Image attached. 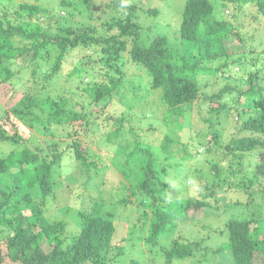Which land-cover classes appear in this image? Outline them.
Here are the masks:
<instances>
[{
    "label": "trees",
    "instance_id": "trees-1",
    "mask_svg": "<svg viewBox=\"0 0 264 264\" xmlns=\"http://www.w3.org/2000/svg\"><path fill=\"white\" fill-rule=\"evenodd\" d=\"M111 5L116 11L125 7V12L117 11L112 15L111 22L106 24L110 33L99 35L90 25L78 29L67 25L76 9L72 1L61 0L55 9L52 5L44 6L40 0H0V83L17 73L14 66L25 53H31L29 64L33 83L38 70L49 66L43 72L42 88L61 74L64 60L75 48L101 53L100 66L103 67L99 68L95 61L86 57L68 72L77 81V91L85 95V99L73 101L75 94L71 92L67 96L52 98L47 91L48 85L44 92L35 89L32 94L26 93L20 106L13 108L14 114L28 116L37 128L42 126L45 135L55 138L60 131L66 138H72L69 147L65 148L50 140L47 144L50 157L44 156L38 145L32 148L31 141H22L12 112H3L1 120L4 118L11 129L10 133L0 129V143L9 142L15 148L6 156L0 155L3 185L0 188V264H113L121 257L123 245L132 247L139 243L132 242L129 236L133 234L134 240H141V232L150 218L154 222L146 242L153 248L157 245L159 233L166 234L175 229L178 222L186 218L188 208H212L204 200L194 201L197 190L209 189L215 193L223 191L224 184L241 191L246 206L251 205L253 212L248 216L239 214L223 225L218 234L225 240L211 250V259L219 264H256V256L264 254V88L258 84L262 81L256 73H251L248 89L239 92L232 104H221L216 100L221 99L222 93H201L199 78L211 71L208 63L230 57L226 37L233 36L244 43L238 33L237 21L245 6L254 11L251 22L264 24V0H186L178 21L173 20L177 26L171 33L172 39L154 30L151 24L145 28L137 15V11L140 15L145 12L157 19L160 9L127 6L122 0H111ZM59 10L66 16L58 15ZM171 41L181 48L175 52L177 57H172L169 50ZM241 60H244L243 56ZM119 62L147 71L151 88L160 92L156 105L164 109L165 128V120L172 118L179 125L194 105L202 107L199 102H207L215 114L219 109L227 113V108L239 121L235 132L244 135H235L224 147L218 140L219 133L212 132L215 142L212 145L221 151L219 154L213 152L215 157L212 159L204 158L205 168L194 171L198 181L191 190L192 194L187 187L186 201L167 198L169 187L161 174H169V171L164 167L159 172L151 161L147 140L153 133L152 127L141 125L126 129V112L122 117L104 113L109 105H115L111 94L123 83L115 76L122 72ZM96 76L102 81L96 80ZM253 82L255 86H252ZM90 107H98V113L88 112ZM101 116L104 130L101 127L93 130V118L98 120ZM147 118L148 114L143 113L140 120ZM97 132H100L97 140L100 142L89 141L92 152L86 148L85 154L81 145L88 143L86 139ZM169 141L166 135L160 143L166 153ZM211 150L207 146L206 153L210 154ZM70 151H73L72 159L86 166L94 178V183H86L89 209H80L82 211L74 214L71 206L64 207L66 217L77 220L76 229L67 224L66 217L50 221L46 216V204L56 199L57 192L68 190L69 197L75 196L76 199L82 196L74 188L75 181L69 180V175H63L65 183H56V178L61 177L60 173L57 175L60 162L70 157ZM183 154L184 158V151ZM257 155H261L262 163L251 166L252 158ZM111 161H114L112 166ZM176 162L169 166L180 167L181 164ZM230 168L233 171L228 175L234 176L238 172L234 177H239V182L234 185L227 182L230 176L226 170ZM107 170L120 173L123 181L116 186L119 195L113 196L108 191L105 196L107 182L102 171ZM126 191L127 197L124 196ZM116 220L123 224L126 233H121ZM183 226L185 230V224L178 225L179 228ZM202 240L191 242L178 235L169 247L161 248L165 254L164 264L194 257ZM44 243L49 246L48 252L43 249ZM128 264L142 263L129 259Z\"/></svg>",
    "mask_w": 264,
    "mask_h": 264
},
{
    "label": "rangeland",
    "instance_id": "rangeland-1",
    "mask_svg": "<svg viewBox=\"0 0 264 264\" xmlns=\"http://www.w3.org/2000/svg\"><path fill=\"white\" fill-rule=\"evenodd\" d=\"M27 1L32 2V0ZM40 1L44 6L52 5L56 9L61 0ZM64 1H72L76 5V9L73 10L71 22L67 24L68 26L78 29L90 25L96 29V34L99 35L110 33L106 30V24L111 22L112 15L117 11L122 13L125 12V7H119L121 9L116 11L115 7L112 5L110 6L111 0ZM122 1H124L127 6L138 5L140 9H160L161 14L157 19L145 12L140 15V13H138L139 11H137V15H139V20L145 28L151 24L154 26V30L160 34L169 36V38L172 39L171 33L174 30L175 25L177 26V23L175 25L173 24V20L176 22L178 21V14L182 11L183 4L186 0ZM1 3H5V1ZM245 8L244 13L241 15L239 21H237L238 33L244 43L233 38V36L226 37V46L229 47L231 51L230 57L208 63L207 66H210L211 71H209L211 73L207 71L199 78L200 85L202 86L201 93H222L221 99L216 100L221 104H232L237 98L239 92L248 89L251 73L257 74L259 80L262 81V84H258L264 88V53L262 52L264 49V24L251 22L250 17L254 14V11L249 10L248 6H245ZM225 13H227L226 10ZM58 15L66 16L62 10L58 11ZM174 43L172 44L171 41L172 45L169 50L172 52V57H177L175 52H179L181 48L176 42ZM242 56L244 60H241ZM86 57H89L91 61H95L99 68H103L100 66L102 60L101 53L75 48L64 60L61 74H59L57 78H53L49 84H46V86L42 88L44 85L43 72L49 68V66L45 65L46 68L38 70L35 83H33L34 79L30 76L29 64L31 53H25L21 59L16 61L14 67L18 70L17 73L6 82L0 83V129L3 128V130L10 133V125L5 124L3 120L4 118L1 120V117L4 116L3 112L5 110L10 111L17 121L16 131L22 136V141H31L32 148L38 145L44 156H51V153L48 150L49 148L47 147L50 140L59 144L60 148L69 147L72 138H66L64 132L57 131V136L55 138L50 135H45L42 126L37 128L33 125L31 120H29L28 116L21 117L14 114L13 108H18L20 106V102L25 99L26 93L32 94L35 89L38 92H44L48 85L47 91L52 98H56L59 95L67 96L71 92L75 94L72 97L73 101L85 99V95L79 94L77 91V81H75L74 78H71L68 72L73 69L74 65L80 59H85ZM121 60L123 61V59ZM119 66L122 72L115 76L116 79H121L123 83L111 94L112 102L115 103V105H109L105 108L104 113L122 117L125 116L123 113L126 112V129L131 126L134 128L141 127V125L152 127L151 131H153V133L151 138L147 140L152 157L151 161L153 165L158 168L159 172H161V168L164 167L169 171V174H161L163 182L167 183L169 187L167 198L168 200L186 201V196L189 193V190L191 193L192 188L198 181L194 171L196 169L205 168L206 159L204 160V158L212 159L215 157L212 154L213 152L219 154L221 151L218 146L215 147V145H212L215 143L213 141V135H211L212 132L219 133L218 140L224 147L235 135H244V133H240L239 131L235 132V127L238 125L239 121L236 119L232 111L227 108H225L227 113H223V111L219 109L218 114H215L213 111H210V106L207 102H199L202 107L194 105L188 111L186 117H182V120L184 121L180 122L179 125L175 124L172 118L165 120V124L167 125V128H165L163 121L164 109L156 105L159 101L158 95H160V92L151 88V78L148 76L147 71L131 64H121V62H119ZM111 74L113 73L111 72ZM96 80L102 81L100 76H96ZM255 85V82H253L252 86ZM225 88H229V91H224ZM147 106H149V109H147ZM156 108H159L158 111ZM88 110V112H92L94 115L99 111L98 107H90ZM130 110H133V112L131 113ZM135 113L136 115H134ZM143 113H147L148 118L141 121L140 117ZM131 114H133L134 117ZM93 119L94 122L92 123V129L100 130L97 127H101V129L104 130V127L101 124L102 116L98 120H96V118ZM181 126L183 127L181 128ZM100 132H97L94 136H91V138L86 139L88 143L85 142V144H82L80 147L82 152L86 154V148L89 149V153L92 152L89 146V141L99 143L100 141L97 140L100 137ZM166 135H168L170 139L169 143H166L168 145V153L160 148V143L163 142ZM92 138L94 139L93 141ZM44 140H47V142ZM207 146L212 148L210 154L206 153ZM13 148H15V146L9 142L0 143V155L6 156ZM181 149L186 154L184 158ZM69 153L70 157L68 156L67 158L62 159V162H60L59 165L60 167L57 169V175L60 173L61 177H59V179L56 178L57 175H54V177L56 178V183H65V180L62 177H64L63 175L65 174L69 175V180L75 181V184L77 185L74 186V188H76L79 191L78 193L82 196L81 198L76 199L75 196L73 198L69 197L68 190L65 192H57L56 199L46 204V216L50 221L66 217L67 215L66 213H63V210L64 207L66 208L67 206H71L74 214L78 211L90 208V198L86 192L89 190L87 186L94 183L93 173L90 172L86 166H81L79 162L72 159L71 155L73 154V151H70ZM261 153L263 154V152ZM190 154L192 157H190ZM86 156H88V152ZM171 156L176 158V163L181 164L180 167L175 169L174 167L171 168L169 166L175 164V160L172 159ZM117 159L119 160V158ZM262 161L263 159L261 155L254 156L252 158L251 166H255L257 162L262 163ZM112 163L114 164V161H111V166ZM237 168L239 167H235V169ZM108 169L111 168L109 167ZM230 171H233V168L226 170V174L228 175V172ZM102 172L105 173V182H107L105 186V196L107 197L109 192L112 193L113 196L119 195L120 190L116 186L123 181L120 173L115 171L112 172V170L111 172L109 170ZM234 176H230L227 182H231L233 185L238 183L239 177L235 178ZM86 183H88V185ZM62 185L65 186L64 184ZM198 185H201L200 182ZM2 187L3 185L0 180V188ZM57 190L58 189H55V191ZM222 190L223 191L217 190V192L212 193L209 189L203 190L200 188L196 192L194 191L195 202L204 200L205 203H209L212 208L209 210L203 209L202 206L200 208H188L186 210V218L178 222L175 229L166 234L159 233L157 236V245L153 248H151L150 245H148L149 243L146 242L151 234V224L154 222L153 218H150L141 232V240H139L140 238L134 240L133 234L129 236L132 242L139 243L133 245V248L123 245L121 257L113 264H128L129 259L137 260L142 264H164L165 254L162 252L161 248L169 247L170 242L178 237V235H183L184 238L191 242H199V240H203L198 244L199 249L196 250L197 252L194 257L189 258L188 260H177L174 261L173 264H219L211 259L212 253H210L213 248H216L225 240V237L219 236L218 231L221 230L223 225L231 218H235L239 214H242V216H248L253 212L251 205L246 206L245 198L242 196V193H240L241 191L237 192L234 187L229 186L228 184L222 185ZM88 193L93 194L90 191H88ZM121 193L124 195V192ZM197 193H201L202 196ZM126 195L127 191L124 196L127 197ZM128 198L132 200L131 197ZM147 211L149 214L148 216H150V210L147 209ZM24 213L27 214V212ZM66 221L67 224L70 223L71 227H75V229L77 228V220L75 221V218L71 219L66 217ZM115 223L121 229L122 234L127 232L122 228V223L117 220ZM180 224H185V230L184 226L181 228L178 227ZM43 249L45 252H48V244L44 243ZM256 264H264L263 253L256 256Z\"/></svg>",
    "mask_w": 264,
    "mask_h": 264
}]
</instances>
